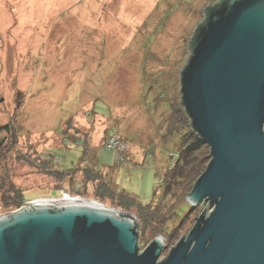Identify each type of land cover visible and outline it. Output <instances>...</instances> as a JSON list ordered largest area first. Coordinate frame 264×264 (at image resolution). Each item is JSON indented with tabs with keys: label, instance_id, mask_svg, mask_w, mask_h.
<instances>
[{
	"label": "rangeland",
	"instance_id": "rangeland-1",
	"mask_svg": "<svg viewBox=\"0 0 264 264\" xmlns=\"http://www.w3.org/2000/svg\"><path fill=\"white\" fill-rule=\"evenodd\" d=\"M217 1L0 0V127L8 126L0 130V215L70 196L135 215L117 193L96 196L107 181L138 205H173L165 227L176 233L164 239L163 258L210 209L201 202L179 221L188 206L166 175L178 155V135L168 131L184 109L185 48L202 7ZM110 136L124 143L122 159L105 146ZM85 169L101 178L87 181Z\"/></svg>",
	"mask_w": 264,
	"mask_h": 264
},
{
	"label": "water",
	"instance_id": "water-1",
	"mask_svg": "<svg viewBox=\"0 0 264 264\" xmlns=\"http://www.w3.org/2000/svg\"><path fill=\"white\" fill-rule=\"evenodd\" d=\"M209 5L185 48L180 104L209 151L185 199L210 209L161 258V235L139 249L133 214L38 199L0 215V264H264V0Z\"/></svg>",
	"mask_w": 264,
	"mask_h": 264
},
{
	"label": "trees",
	"instance_id": "trees-1",
	"mask_svg": "<svg viewBox=\"0 0 264 264\" xmlns=\"http://www.w3.org/2000/svg\"><path fill=\"white\" fill-rule=\"evenodd\" d=\"M220 1V0H219ZM216 3V2H215ZM213 3V4H215ZM209 5L206 7L204 12V18L203 20L198 24V26L195 29V32L189 41V47L193 49L194 46V35L198 29L199 26L203 25L207 20V14L206 12L210 8ZM191 56V55H190ZM179 122L178 124L175 123L168 131L169 135H178V141L176 144L177 149V157L174 164H172V167L170 168L169 172L167 173L166 177L168 178V189L169 191H172V194H178L179 198L183 200L187 206V212L184 213L183 217L178 218L179 221H182V219L185 218V214L188 213L192 208V210H195L196 208L192 207L186 200L185 196L186 194L191 190L195 180L200 175V173L205 168V165L209 159V155L207 153V146L201 142L198 135L193 131L190 125V119L185 112V109L181 110V112L178 115ZM8 128L7 125H4L0 127L1 129L6 130ZM112 137V136H110ZM116 137V136H115ZM119 140H121L120 137H117ZM2 145V140L0 139V148ZM126 153H124V156ZM173 156V153L170 155ZM126 157V156H125ZM85 176L87 181H95L101 178L99 175L100 173H95L92 170L85 169ZM102 174V173H101ZM103 187V191L100 189V186H97V191H95L96 196L99 198H105V197H111L117 193L119 197L125 199V202H119V206L128 209L130 207H135L137 212L135 213L136 217V225L138 228V236L144 237V233L148 229V238L153 239L157 235H161L164 237V239L168 242L172 238L175 237V229L172 231L166 230V223L170 218L173 219V216H176V212L173 210V205L167 206L165 209L164 207L161 208V206H141L138 205L133 197H129L127 195H124L122 193H118L114 189V187L111 186L107 181H102V183H99ZM174 191V192H173ZM65 195V194H64ZM23 197L18 199L14 206L18 207L23 203ZM176 218H174L175 220ZM150 234V235H149Z\"/></svg>",
	"mask_w": 264,
	"mask_h": 264
},
{
	"label": "built area",
	"instance_id": "built-area-1",
	"mask_svg": "<svg viewBox=\"0 0 264 264\" xmlns=\"http://www.w3.org/2000/svg\"><path fill=\"white\" fill-rule=\"evenodd\" d=\"M124 143H121L119 141V139L115 136L109 137L106 142H105V146L108 148H113L116 151L117 154V158L118 159H122V155L120 154L121 152L124 151L125 145H123ZM174 156H176V154H173ZM23 206V205H22ZM22 206L20 208H22Z\"/></svg>",
	"mask_w": 264,
	"mask_h": 264
},
{
	"label": "bare ground",
	"instance_id": "bare-ground-1",
	"mask_svg": "<svg viewBox=\"0 0 264 264\" xmlns=\"http://www.w3.org/2000/svg\"><path fill=\"white\" fill-rule=\"evenodd\" d=\"M180 86H181V83H180ZM186 112V111H185Z\"/></svg>",
	"mask_w": 264,
	"mask_h": 264
}]
</instances>
